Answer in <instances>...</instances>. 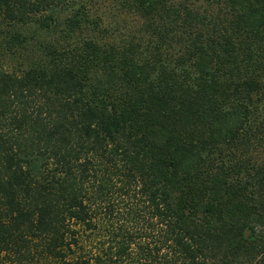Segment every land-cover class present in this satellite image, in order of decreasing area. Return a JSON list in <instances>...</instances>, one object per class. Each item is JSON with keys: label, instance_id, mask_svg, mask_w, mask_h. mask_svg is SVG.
<instances>
[{"label": "trees", "instance_id": "obj_1", "mask_svg": "<svg viewBox=\"0 0 264 264\" xmlns=\"http://www.w3.org/2000/svg\"><path fill=\"white\" fill-rule=\"evenodd\" d=\"M74 1L0 0V264H264V0Z\"/></svg>", "mask_w": 264, "mask_h": 264}, {"label": "rangeland", "instance_id": "obj_2", "mask_svg": "<svg viewBox=\"0 0 264 264\" xmlns=\"http://www.w3.org/2000/svg\"><path fill=\"white\" fill-rule=\"evenodd\" d=\"M74 10L79 9L80 6L84 3V0H75ZM86 3V2H85ZM89 6V14L92 19L102 18L105 19L107 24H111L112 27V0H94ZM60 20H63L70 16L69 12H62L60 15ZM128 21L132 19V15L127 16ZM115 23V22H114ZM116 25V24H114ZM64 25L56 29L55 35L51 36L50 34L43 33L39 31L35 26H16L11 27L9 24H6L5 21L0 17V60L4 62L5 66L11 71L20 72L29 67L31 63L38 61L40 55V50L38 48V43H46L50 41L60 40L62 30ZM20 33L23 36H26L29 40L26 44V48H16L7 50V42H9L13 33ZM7 51V52H5Z\"/></svg>", "mask_w": 264, "mask_h": 264}]
</instances>
